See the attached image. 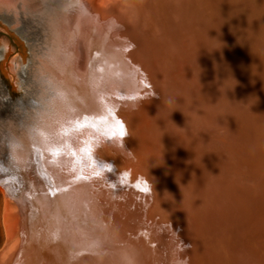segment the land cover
<instances>
[{
  "label": "water",
  "instance_id": "95a60500",
  "mask_svg": "<svg viewBox=\"0 0 264 264\" xmlns=\"http://www.w3.org/2000/svg\"><path fill=\"white\" fill-rule=\"evenodd\" d=\"M31 3L0 0L10 101L42 39ZM77 3L86 66L119 75L97 63L111 49L138 87L101 94L26 164L0 151V264H264V0Z\"/></svg>",
  "mask_w": 264,
  "mask_h": 264
},
{
  "label": "clouds",
  "instance_id": "9594fccd",
  "mask_svg": "<svg viewBox=\"0 0 264 264\" xmlns=\"http://www.w3.org/2000/svg\"><path fill=\"white\" fill-rule=\"evenodd\" d=\"M23 17L42 39L28 42L26 67L17 71V99L10 101L0 91V110L10 107V114L0 117V151L10 164L21 165L28 162L33 144L46 148L56 143L69 119L96 110L101 94L133 93L138 87L131 65L111 49H103L97 63L111 61L119 75L107 65L102 72L86 66L84 34L77 28L83 9L77 0H32Z\"/></svg>",
  "mask_w": 264,
  "mask_h": 264
},
{
  "label": "rangeland",
  "instance_id": "374dc122",
  "mask_svg": "<svg viewBox=\"0 0 264 264\" xmlns=\"http://www.w3.org/2000/svg\"><path fill=\"white\" fill-rule=\"evenodd\" d=\"M3 206H4V196L2 194V191L0 190V248L4 245L6 240L5 232L3 228V222H2Z\"/></svg>",
  "mask_w": 264,
  "mask_h": 264
},
{
  "label": "snow or ice",
  "instance_id": "6c2138e0",
  "mask_svg": "<svg viewBox=\"0 0 264 264\" xmlns=\"http://www.w3.org/2000/svg\"><path fill=\"white\" fill-rule=\"evenodd\" d=\"M117 123L119 124V122H117ZM125 134H126V133H125V131H124V129H123V125H120V126H119V132H118V135H119L120 137H123ZM111 135H112V136H115V135H117V133H116V132H113V133H111ZM147 190H148L147 188L144 189V191H147Z\"/></svg>",
  "mask_w": 264,
  "mask_h": 264
},
{
  "label": "bare ground",
  "instance_id": "6f19581e",
  "mask_svg": "<svg viewBox=\"0 0 264 264\" xmlns=\"http://www.w3.org/2000/svg\"><path fill=\"white\" fill-rule=\"evenodd\" d=\"M1 190V189H0Z\"/></svg>",
  "mask_w": 264,
  "mask_h": 264
}]
</instances>
